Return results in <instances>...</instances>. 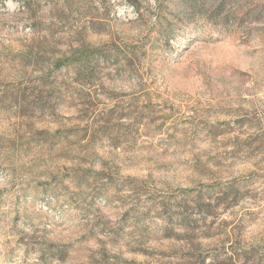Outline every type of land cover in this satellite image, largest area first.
Returning a JSON list of instances; mask_svg holds the SVG:
<instances>
[{
	"label": "rangeland",
	"instance_id": "374dc122",
	"mask_svg": "<svg viewBox=\"0 0 264 264\" xmlns=\"http://www.w3.org/2000/svg\"><path fill=\"white\" fill-rule=\"evenodd\" d=\"M0 264H264V0H0Z\"/></svg>",
	"mask_w": 264,
	"mask_h": 264
}]
</instances>
